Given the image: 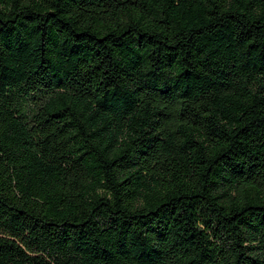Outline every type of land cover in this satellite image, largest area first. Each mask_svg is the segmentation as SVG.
<instances>
[{
    "label": "trees",
    "instance_id": "16d2710c",
    "mask_svg": "<svg viewBox=\"0 0 264 264\" xmlns=\"http://www.w3.org/2000/svg\"><path fill=\"white\" fill-rule=\"evenodd\" d=\"M0 264H264V0H0Z\"/></svg>",
    "mask_w": 264,
    "mask_h": 264
}]
</instances>
